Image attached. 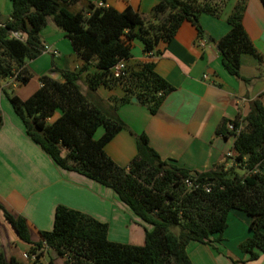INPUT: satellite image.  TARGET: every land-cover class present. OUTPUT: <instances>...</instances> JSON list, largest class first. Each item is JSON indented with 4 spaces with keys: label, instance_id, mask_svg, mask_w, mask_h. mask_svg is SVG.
<instances>
[{
    "label": "trees",
    "instance_id": "trees-1",
    "mask_svg": "<svg viewBox=\"0 0 264 264\" xmlns=\"http://www.w3.org/2000/svg\"><path fill=\"white\" fill-rule=\"evenodd\" d=\"M10 1V16L0 22V78L13 77L18 85L29 81L26 63L44 50L40 31L49 18L65 32L81 61L77 69L53 67L52 71L59 70V79L42 74L39 88L26 99L5 91L26 135L55 164L111 188L140 220L152 225L145 229L142 245L113 242L107 238V223L58 204L52 228L40 231V238L32 241L26 218L0 203L5 220L29 244L27 255L34 263L50 249L64 258V264H193L187 245L219 241L232 209L251 217V235L239 243L249 258L233 260L234 264H248L264 253V91L250 102L244 117L223 118L216 127L217 135L234 136L233 159L243 174L225 163L192 172L163 159L144 132L136 135L137 152L127 165H119L105 151L116 133L128 129L116 112L120 105L135 97L155 114L174 89L156 72L154 60L126 65L124 75H112L115 63L132 56L133 40L141 41L145 54L160 55V45L169 43L185 21L195 27L198 38L203 37L199 15L219 17L229 0H158L148 18L130 6L119 11L88 0ZM247 1H236L226 17L229 29L216 41L223 67L244 80L241 55L263 59L243 25ZM260 2L264 8V0ZM78 3L83 6L75 9ZM14 32L23 33L25 39L13 36ZM114 86L122 89L121 96L104 100L96 94L100 87ZM2 123L0 113V127ZM99 127L102 135L95 138ZM214 234L218 236L213 240ZM0 264L21 263L13 257L7 260L0 249ZM47 264H54L51 257Z\"/></svg>",
    "mask_w": 264,
    "mask_h": 264
},
{
    "label": "crops",
    "instance_id": "crops-1",
    "mask_svg": "<svg viewBox=\"0 0 264 264\" xmlns=\"http://www.w3.org/2000/svg\"><path fill=\"white\" fill-rule=\"evenodd\" d=\"M97 5L112 6L121 11L126 6L149 17L152 6L158 0H88ZM237 0H229L221 16L206 13L199 15L204 36L198 38L195 27L188 21L181 24L174 38L165 46L160 45V55H147L138 39L132 42V56L126 65L136 66L147 60L155 61V70L174 89L168 93L158 112L151 114L138 101L120 105L117 114L128 129H122L105 146L106 153L119 165H127L135 156L136 135L144 132L149 144L163 159L189 168L192 172L206 171L219 163L232 166L227 153L232 149L234 136L228 139L216 134V127L223 118L244 117L250 102L264 91V8L260 0H248L243 16V25L257 51L263 59L242 54L240 73L247 80L229 74L223 67L216 41L229 29L226 17ZM8 7L6 1L0 3ZM11 4V1H10ZM82 3L74 6L80 9ZM7 10V8H6ZM1 13L0 22L11 13ZM49 28L50 34L45 33ZM44 33L46 35H44ZM48 35V36H47ZM50 35V36H49ZM44 50L36 58L27 61L26 68L31 78L18 85L13 77L3 79L0 84V112L3 123L0 127V203L12 214L23 215L32 241L40 238V231L53 226L54 210L58 204L87 213L108 225L107 238L113 242L142 245L145 229L152 225L140 220L133 211L119 200L115 192L74 171L55 164L52 159L25 133L21 119L14 113L3 88L11 90L21 99L28 98L40 86L39 77L59 70L77 69L81 61L66 39L65 32L51 18L40 31ZM200 39L203 45L200 46ZM138 40L139 43H134ZM55 49L57 55L51 50ZM93 67H90L92 70ZM58 79V78H57ZM83 91L85 85H81ZM96 94L107 100L109 96H121L119 86L100 87ZM232 209L227 227L219 241L204 244L191 241L187 253L193 264H234L233 260H248L249 254L239 248V243L251 235V217ZM238 220L235 239L227 235L231 222ZM244 221L241 225L240 221ZM238 225V224H237ZM217 234L211 236L215 239ZM22 241L0 210V249L7 260L15 258L21 264H47L49 258L54 264H63L64 258L52 255L45 249L37 263L27 255L29 244ZM24 242V241H23ZM239 248V249H238ZM63 260V262L58 261ZM42 261V263H41ZM248 264H264V253Z\"/></svg>",
    "mask_w": 264,
    "mask_h": 264
},
{
    "label": "rangeland",
    "instance_id": "rangeland-1",
    "mask_svg": "<svg viewBox=\"0 0 264 264\" xmlns=\"http://www.w3.org/2000/svg\"><path fill=\"white\" fill-rule=\"evenodd\" d=\"M3 1H6L7 2V4L9 3V5H8V7H4V5L3 4H1V6H0V9H1V13L3 14V15H5L6 14V12H8L7 14H9V10H10V8H11V4H10V0H0V3L1 2H3ZM6 8H7V10H6ZM45 33H47V34H50L51 33V31L49 30V28H47L46 30H45ZM44 33V35H46ZM48 36V35H47ZM50 36V35H49ZM66 39L69 41V44H70V46H71V43H70V40L66 37ZM134 43H139V41L138 40H135V42ZM132 51L134 52H136V48H132ZM49 74V73H48ZM54 76H56V78H60V73L59 72H57V73H55L54 74ZM3 79H8V78H0V84H3L4 83V80ZM82 85H83V83H82ZM1 86V85H0ZM5 91H8V89H7V87L6 88H3V96H2V98L3 99H5ZM8 103L10 104V102L8 101ZM11 105V104H10ZM12 107V106H11ZM13 110V109H12ZM2 111V108L0 107V112ZM102 132H103V128L102 127H99L98 129H97V131H96V133H95V135H94V137L95 138H99L101 135H102ZM230 153V154H229ZM229 153H227V158L229 159H231V165H232V167H234L235 168V171L238 173V174H243L244 173V169H242V168H239V167H237L236 165H235V161H234V153H232V150H231V152H229ZM111 189V188H110ZM239 211H241V210H239ZM243 212V211H242ZM245 216H247L246 214H244ZM233 220H234V218H233ZM238 224V225H237ZM240 224L241 225H243L244 224V221H240ZM237 226H239V222H238V220H234V222H231V224H230V228L228 229V232H227V235H228V237L230 238V240L232 241V239L234 240L235 239V237L233 236L235 233H236V228H237ZM240 227V226H239ZM172 230L175 232V233H177L178 232V229L177 228H172ZM218 236V235H217ZM215 241V240H214ZM216 241H218V240H216ZM20 243H23L25 246H26V242H23V241H20ZM239 249V248H238ZM54 254V256H57L53 251H52V255ZM58 261H60V262H63V260H61V259H58ZM44 262H45V260L43 261V264H44ZM41 263H42V261H41ZM64 264V263H63Z\"/></svg>",
    "mask_w": 264,
    "mask_h": 264
},
{
    "label": "built area",
    "instance_id": "built-area-1",
    "mask_svg": "<svg viewBox=\"0 0 264 264\" xmlns=\"http://www.w3.org/2000/svg\"><path fill=\"white\" fill-rule=\"evenodd\" d=\"M97 6H104L103 5V2H98L97 3ZM0 25H2V23H0ZM13 36H15V37H17V38H20V39H22V40H24L25 39V36H24V34L23 33H17V32H14L13 33ZM200 46H202L203 45V40H201L200 39ZM51 53L53 54V55H57L58 53H57V51L55 50V49H53V50H51ZM125 69H126V64H125V62L123 61V60H121V61H118L117 63H115L112 67H111V73H112V75L114 76V77H120V76H122V75H124V71H125ZM228 129H233V126L231 125V124H228ZM230 154V153H229ZM185 183L188 185V186H191L192 185V182H191V180H189V179H186L185 180ZM197 185H195L194 187H196ZM206 190L208 191L209 190V188H206Z\"/></svg>",
    "mask_w": 264,
    "mask_h": 264
},
{
    "label": "water",
    "instance_id": "water-1",
    "mask_svg": "<svg viewBox=\"0 0 264 264\" xmlns=\"http://www.w3.org/2000/svg\"><path fill=\"white\" fill-rule=\"evenodd\" d=\"M131 101L135 102V101H137V99H136L135 97H133V98L131 99Z\"/></svg>",
    "mask_w": 264,
    "mask_h": 264
}]
</instances>
